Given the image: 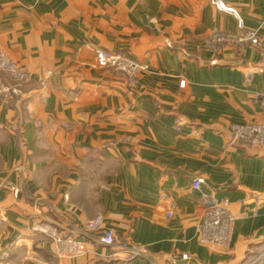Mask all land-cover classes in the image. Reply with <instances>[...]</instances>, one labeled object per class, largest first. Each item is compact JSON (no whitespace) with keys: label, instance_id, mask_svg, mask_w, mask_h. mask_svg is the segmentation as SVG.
Returning a JSON list of instances; mask_svg holds the SVG:
<instances>
[{"label":"crops","instance_id":"obj_1","mask_svg":"<svg viewBox=\"0 0 264 264\" xmlns=\"http://www.w3.org/2000/svg\"><path fill=\"white\" fill-rule=\"evenodd\" d=\"M228 5L239 17L211 0H0V47L30 72L0 97V264H264V147L230 131L264 121V0ZM254 28L258 46H206ZM97 49L149 69L131 80ZM203 193L237 212L227 250L199 242ZM41 221L88 253L58 257Z\"/></svg>","mask_w":264,"mask_h":264},{"label":"built area","instance_id":"obj_2","mask_svg":"<svg viewBox=\"0 0 264 264\" xmlns=\"http://www.w3.org/2000/svg\"><path fill=\"white\" fill-rule=\"evenodd\" d=\"M219 9L233 12L238 16L235 9L228 5V0H211ZM239 25L243 27L239 18ZM206 46L217 51L223 45H253L260 44L259 29H242L239 32L212 31L206 37ZM96 64L99 67L111 69L114 72L124 75L131 80H136L141 72L147 71L149 65L136 58L120 51L106 49L96 50ZM4 76L7 78L5 79ZM30 79V72L27 67L15 61L10 54L0 47V97L6 100L21 96L25 83ZM185 80L181 81L184 86ZM264 108V92L260 94ZM180 127L178 123L177 128ZM232 137L248 146L264 147V121L236 123L230 126ZM206 182L203 176H197L192 183L194 189L200 190ZM201 219L198 226L199 242L209 245L217 250H227L231 246L234 225L237 219V212L232 208L228 198L217 199L215 196L203 193L201 196ZM173 215V210L169 211ZM104 222L103 215H97L86 223V233H99ZM33 229L49 237L58 257H79L89 251L86 239L75 234H64L59 227L48 221L37 222ZM100 242L107 246L116 243L115 235L112 232H104ZM128 250L133 256L141 255V249L134 244L128 243ZM187 259V255H183Z\"/></svg>","mask_w":264,"mask_h":264}]
</instances>
